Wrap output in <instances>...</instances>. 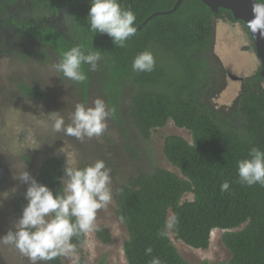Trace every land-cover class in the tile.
<instances>
[{
    "label": "trees",
    "instance_id": "1",
    "mask_svg": "<svg viewBox=\"0 0 264 264\" xmlns=\"http://www.w3.org/2000/svg\"><path fill=\"white\" fill-rule=\"evenodd\" d=\"M176 1L119 0L121 7L130 8L137 18V32L124 48L115 46L107 34L90 30L91 0H57L70 10L75 31L72 40L47 26H26L23 32L29 41L53 50L59 61L64 52L76 45H82L85 54L99 51L100 58L109 63V93L120 92L122 85L133 88L129 114L145 140H150L152 133L166 127L169 121L192 135V143L174 135L164 140V155L182 178L158 168L151 174L140 172L120 186L116 216L128 234L123 247L128 264H150L153 256L159 257L162 264H191L174 245L169 224L177 240L198 250L209 248L215 230L224 231L222 242L231 259L223 264H264V187L241 184L238 177V161L247 157L250 148L264 149L262 66L242 82L243 91L236 104L241 126L237 129L210 107L206 95L211 80L207 55L215 43V21H238L230 11L221 9L216 14L200 0H184L174 13L156 16L142 26L153 14L171 11ZM145 50L154 55L153 71L133 70L134 58ZM82 71L87 79L74 82L86 99L90 84L87 64L82 65ZM19 88L27 98L44 97L34 87L22 84ZM88 165L91 164L84 163L80 168ZM65 166L59 158L43 161L37 182L54 193L62 192L63 179L67 178ZM225 181L230 188L221 192ZM187 194L194 199L182 203ZM26 204L24 196L19 197L13 206L15 213L21 216ZM243 225L245 228L236 231ZM97 238L104 244L112 243V236L104 227L97 230ZM72 242L76 252H81L86 233L74 237ZM148 247L153 250L151 256L145 253ZM46 262L64 264L61 256ZM98 264H106V258Z\"/></svg>",
    "mask_w": 264,
    "mask_h": 264
},
{
    "label": "rangeland",
    "instance_id": "2",
    "mask_svg": "<svg viewBox=\"0 0 264 264\" xmlns=\"http://www.w3.org/2000/svg\"><path fill=\"white\" fill-rule=\"evenodd\" d=\"M26 26L52 27L70 40L75 36L70 10L57 0H0V237L9 229L15 230L20 218L13 206L28 187L17 179L20 173L29 171L37 179L40 164L50 158H59L65 163L69 158V166L78 168L84 163L104 160L111 170V202L97 211V228L86 233L81 252L61 256V259L64 264H79L82 260L84 264H98L105 257L106 264H128L123 250L128 234L116 216L120 186L140 172L151 174L158 168L182 178L180 171L164 155V140L174 135L192 143V135L169 121L166 127L155 130L150 140H145L129 114L133 88L122 85L120 92L109 93L111 79L106 60L100 58L95 70L87 64L90 84L85 99L75 82L55 68L60 62L56 53L26 38L23 32ZM241 37L248 42L243 43ZM254 49L244 24L229 19L215 21V43L207 55L211 80L206 101L237 129L241 121L236 104L243 84L231 76L245 79L260 70L262 65ZM22 84L38 89L44 97L35 100L23 96L19 88ZM97 98L112 110L102 142L95 137H85L81 141L64 132H53L41 123L47 120L48 114L59 112L67 126L77 104L92 106V101ZM66 180L63 179L64 186ZM193 199L192 194H187L182 203ZM171 215L170 211L169 220ZM100 227L109 231L112 243L99 241L97 230ZM168 228L174 245L189 263L223 264L230 261L231 253L222 242L224 231L215 230L209 248L198 250L177 240L170 224ZM0 264H31V261L13 245L0 244Z\"/></svg>",
    "mask_w": 264,
    "mask_h": 264
},
{
    "label": "clouds",
    "instance_id": "3",
    "mask_svg": "<svg viewBox=\"0 0 264 264\" xmlns=\"http://www.w3.org/2000/svg\"><path fill=\"white\" fill-rule=\"evenodd\" d=\"M252 19L248 28L254 34L264 37V0H251ZM136 14L122 8L119 0H91L88 14L90 30L98 34H107L115 46L124 48L133 37ZM243 43L247 39L241 37ZM100 59L99 51L85 54L82 45L71 47L62 54L55 68L64 77L76 82L87 79L82 65H91L95 70ZM133 70L151 72L155 67V58L151 51L139 53L132 62ZM112 110L102 99L92 101V106L77 104L71 116V123L65 126V120L59 112L48 114L47 120L41 121L53 132H64L67 136L83 140L95 137L102 142L108 129V118ZM110 169L104 160L83 168L69 166V158L64 168L67 177L62 192L54 193L48 186L37 182L24 171L17 177L28 185L24 194L27 204L15 224V230L9 229L0 237V244L13 245L31 264L40 261H52L60 256L76 254V245L72 242L80 234L95 231L97 211L106 207L112 199ZM238 177L241 184L264 187V149L253 146L246 158L238 161ZM230 188L228 181L221 185V192ZM152 248L145 250L152 255ZM150 264H162L159 257L153 256Z\"/></svg>",
    "mask_w": 264,
    "mask_h": 264
},
{
    "label": "water",
    "instance_id": "4",
    "mask_svg": "<svg viewBox=\"0 0 264 264\" xmlns=\"http://www.w3.org/2000/svg\"><path fill=\"white\" fill-rule=\"evenodd\" d=\"M184 0H177L174 8L165 13H155L149 17L142 26L146 25L151 19L159 15H168L172 14L182 5ZM205 5H207L214 13H219L221 9L230 11L233 14V17L236 21L242 22L246 25L248 33L254 43L255 52L258 59L261 62L262 70L261 76L264 78V37H261L259 34H254L248 28V21L252 19V5L251 0H200ZM141 29V27L139 28ZM234 80H239L243 82L244 79L235 78L231 76Z\"/></svg>",
    "mask_w": 264,
    "mask_h": 264
}]
</instances>
